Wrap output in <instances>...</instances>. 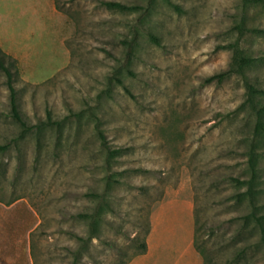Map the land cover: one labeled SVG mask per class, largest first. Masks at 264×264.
<instances>
[{"label": "rangeland", "instance_id": "374dc122", "mask_svg": "<svg viewBox=\"0 0 264 264\" xmlns=\"http://www.w3.org/2000/svg\"><path fill=\"white\" fill-rule=\"evenodd\" d=\"M103 1L0 0V56L13 63L20 112L29 124L49 113L62 122L20 137L0 67V264H127L146 252L168 200L194 214L205 264H264L254 203L235 180L250 177L256 146L264 226V135L241 106L242 75L204 82L230 65L220 46L237 37L244 1L107 0L129 10ZM247 21L263 29L241 45L264 87V4ZM96 122L119 156L109 157ZM21 202L34 224L10 240L6 221ZM81 214L98 215V236Z\"/></svg>", "mask_w": 264, "mask_h": 264}, {"label": "trees", "instance_id": "16d2710c", "mask_svg": "<svg viewBox=\"0 0 264 264\" xmlns=\"http://www.w3.org/2000/svg\"><path fill=\"white\" fill-rule=\"evenodd\" d=\"M244 1V8L241 14V18L238 22H236L232 29L237 32V37L226 44L221 45L222 48H229L232 51V59L230 62V65L228 69L215 73L213 75H210L205 78L206 83H211L213 81L222 82L224 79H226L228 76L232 74H240L244 77L245 87H246V99L241 104V106H248L251 109V112L255 114L256 116V122H255V128L254 132L257 135H264V102L262 100V97L264 96V87L259 86L256 82L252 81L250 77L248 76V70L250 67L254 64V62L257 60L255 56L248 53L245 48L241 45V39L244 35L247 34V32H263V29H258L255 27H251L248 24V11L251 7L255 5L264 4V0H243ZM103 3L112 9H120V10H129L131 8H134L126 3L120 2V1H103ZM176 7L179 9L180 7L176 4ZM248 9V10H247ZM155 40H157L155 38ZM158 41V40H157ZM130 44V43H129ZM2 54V53H1ZM8 65H7V64ZM0 67L4 70V72L7 75V84L10 89V102H11V115L16 120L20 127H21V134L20 137H24L27 133L34 131L40 135L43 131V129L48 125H57L61 126L62 122L58 120H53L51 117V114L49 113L48 120L46 122H40L37 124H29V122L26 120L24 115L20 112L18 99H17V90L14 85V71L13 63L9 60L6 61V58L4 56H0ZM117 81L120 84H124L122 79L119 76H114ZM111 82L108 83L107 90L105 93L107 95H110L111 90ZM125 89L128 93L133 94L131 90L125 86ZM96 127L99 131V135L103 141V145L109 150L108 155L109 157L119 156L120 153L123 151L122 148H110L109 146H106V136L103 131L100 129V123L96 122ZM256 146L252 147V151L250 154V168H251V175L249 178L245 179H239L236 178L235 180L239 182L240 184H245L248 186L247 190L241 195H248L251 198V201L254 203L253 211L251 212V216L255 218L256 222L259 224L261 228L262 233V241L264 242V226H263V216H259L257 214V210L255 207V195L258 191L257 188V181L259 180V172H258V164L256 162L255 158V151ZM0 149H5L4 146H0ZM110 160V159H109ZM110 183H108L109 185ZM15 209V210H14ZM30 210L27 208L26 204L24 202H21L19 204H16L13 207V211L11 214V221H6V228L8 229V237L10 240L12 239L13 234L15 231H23L27 232L29 229L32 228V225L34 223H30L32 213L29 212ZM84 216H87L88 214H81ZM88 218L92 220V227H91V237H96L97 230L95 229L94 221L98 220V215L92 214V216H87ZM249 218V217H245ZM246 219V220H247ZM28 222V223H26ZM24 225V227H22ZM17 251V248H15ZM146 250V242L141 243V250L139 252L143 253ZM5 254V253H4ZM20 263V259H19ZM18 263V264H19Z\"/></svg>", "mask_w": 264, "mask_h": 264}, {"label": "crops", "instance_id": "0c3cea01", "mask_svg": "<svg viewBox=\"0 0 264 264\" xmlns=\"http://www.w3.org/2000/svg\"><path fill=\"white\" fill-rule=\"evenodd\" d=\"M195 216L184 204L165 201L154 217L145 253L127 264H205L194 246Z\"/></svg>", "mask_w": 264, "mask_h": 264}]
</instances>
